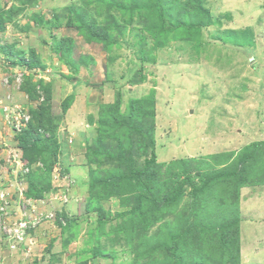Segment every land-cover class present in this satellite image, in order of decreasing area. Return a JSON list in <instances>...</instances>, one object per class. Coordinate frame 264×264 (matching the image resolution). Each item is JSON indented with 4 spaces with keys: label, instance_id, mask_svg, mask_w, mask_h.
I'll return each instance as SVG.
<instances>
[{
    "label": "rangeland",
    "instance_id": "rangeland-1",
    "mask_svg": "<svg viewBox=\"0 0 264 264\" xmlns=\"http://www.w3.org/2000/svg\"><path fill=\"white\" fill-rule=\"evenodd\" d=\"M0 196V264H264V0H0Z\"/></svg>",
    "mask_w": 264,
    "mask_h": 264
},
{
    "label": "clouds",
    "instance_id": "clouds-1",
    "mask_svg": "<svg viewBox=\"0 0 264 264\" xmlns=\"http://www.w3.org/2000/svg\"><path fill=\"white\" fill-rule=\"evenodd\" d=\"M18 107L17 108H12L10 113V118L8 119V124H9V127L12 129L13 132L16 133V135H19L21 136L22 134H24L25 132H27L29 130V127H28V123L31 121V114L27 112V108H23L19 105H17ZM24 116H26V120H24ZM16 119V120H20V122L22 121V124H21V127H20V130H18L13 124H12V120L13 119ZM41 127V126H40ZM37 132H39L37 130ZM10 155L7 154V157L10 161V164L11 166H14V172L13 173H17V172H21V173H24L25 170L23 168H21L25 163L22 162L20 164L21 161H23V159L21 158L22 157V154L24 152H22V149L16 145L15 148L13 149H10ZM21 168V169H19Z\"/></svg>",
    "mask_w": 264,
    "mask_h": 264
},
{
    "label": "built area",
    "instance_id": "built-area-1",
    "mask_svg": "<svg viewBox=\"0 0 264 264\" xmlns=\"http://www.w3.org/2000/svg\"><path fill=\"white\" fill-rule=\"evenodd\" d=\"M24 120H26V116H24ZM12 124L18 129L20 130V127H21V124H22V121L20 122V120H16L15 118L12 120ZM4 195V194H3ZM2 197V196H0ZM3 209V206L0 205V210Z\"/></svg>",
    "mask_w": 264,
    "mask_h": 264
},
{
    "label": "trees",
    "instance_id": "trees-1",
    "mask_svg": "<svg viewBox=\"0 0 264 264\" xmlns=\"http://www.w3.org/2000/svg\"><path fill=\"white\" fill-rule=\"evenodd\" d=\"M40 87H41V86H40ZM34 88H35V87H33V88L31 87V89L35 91ZM32 115H33V114H32ZM40 119L42 120L41 122H43L45 119H47L48 122L50 121V118H49V117L41 116ZM40 125H41V127H43V126H42V123H40ZM26 133H27V132H25L24 134L21 135V138H22V139H24V138L26 137ZM256 144H258V143H255L254 146H256ZM28 160H29V159H28ZM29 161H30V160H29Z\"/></svg>",
    "mask_w": 264,
    "mask_h": 264
},
{
    "label": "bare ground",
    "instance_id": "bare-ground-1",
    "mask_svg": "<svg viewBox=\"0 0 264 264\" xmlns=\"http://www.w3.org/2000/svg\"><path fill=\"white\" fill-rule=\"evenodd\" d=\"M25 67V66H24ZM11 68V67H10ZM14 70V69H13ZM15 71V70H14ZM17 73V72H16Z\"/></svg>",
    "mask_w": 264,
    "mask_h": 264
},
{
    "label": "crops",
    "instance_id": "crops-1",
    "mask_svg": "<svg viewBox=\"0 0 264 264\" xmlns=\"http://www.w3.org/2000/svg\"><path fill=\"white\" fill-rule=\"evenodd\" d=\"M260 226V225H259ZM243 241V240H242Z\"/></svg>",
    "mask_w": 264,
    "mask_h": 264
}]
</instances>
